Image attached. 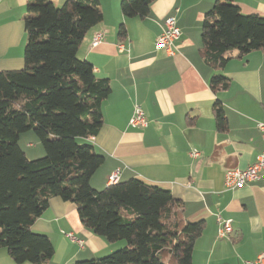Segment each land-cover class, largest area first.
Returning <instances> with one entry per match:
<instances>
[{
  "label": "crops",
  "instance_id": "crops-1",
  "mask_svg": "<svg viewBox=\"0 0 264 264\" xmlns=\"http://www.w3.org/2000/svg\"><path fill=\"white\" fill-rule=\"evenodd\" d=\"M50 1L60 5L65 0ZM120 1L99 0L102 21L84 35L77 53L111 87L101 105L100 130L86 140L104 155L90 185L103 188L118 170L119 181L136 177L168 188L183 202L187 220L205 221L193 246L192 264H246L264 253V178L229 189L223 176L227 169L246 168L264 154L257 128L264 118V52L242 57L234 52L221 71L230 80L228 86L215 93L209 86L214 71L201 57L200 37L203 16L215 0H155L143 18L124 17ZM26 3L0 0V70L23 67ZM236 4L245 14L264 15V0ZM168 16L175 17L181 32L172 55L154 48ZM120 23L126 29L123 37L118 35ZM96 32L102 34L101 41L92 46ZM216 100L226 118L224 132L216 130ZM136 105L146 117L144 127L129 125ZM28 146L34 158L44 154L31 143ZM192 149L198 156L189 155ZM218 216L231 220L227 238L217 237ZM31 229L46 234L54 246L48 264L96 258L124 243L107 242L85 228L76 206L58 197L50 199ZM0 264L30 263H17L0 248Z\"/></svg>",
  "mask_w": 264,
  "mask_h": 264
},
{
  "label": "trees",
  "instance_id": "trees-1",
  "mask_svg": "<svg viewBox=\"0 0 264 264\" xmlns=\"http://www.w3.org/2000/svg\"><path fill=\"white\" fill-rule=\"evenodd\" d=\"M155 0H121L124 17L143 18ZM102 21L99 0H27L23 17L24 64L0 70V248L17 263L48 264L54 246L32 231L52 197L76 206L81 224L107 242L126 244L101 258L72 264H192L205 221H189L184 205L168 188L132 177L101 189L90 185L104 155L86 141L103 123L102 102L111 91L77 55L84 35ZM126 29L119 24L118 35ZM201 57L214 73L215 93L227 88L221 71L228 60L264 52V15L245 14L236 0H215L205 12ZM216 130L227 122L220 102ZM32 130L44 156L27 158L18 140Z\"/></svg>",
  "mask_w": 264,
  "mask_h": 264
},
{
  "label": "built area",
  "instance_id": "built-area-1",
  "mask_svg": "<svg viewBox=\"0 0 264 264\" xmlns=\"http://www.w3.org/2000/svg\"><path fill=\"white\" fill-rule=\"evenodd\" d=\"M180 29L176 24V19L174 16H168L164 19L163 25L161 26L160 33L157 35L154 43V48L156 50H162L167 54H174L175 52V41L180 36ZM102 34L96 32L92 38V46L97 45L101 41ZM118 48L123 49V45L119 44ZM147 124L144 112L139 106H134L133 112L129 119V125L132 127H144ZM257 128L260 131V135L264 140V118L257 123ZM199 152L196 149H192L189 155L192 157L198 156ZM264 178V154H259L256 156L255 162L246 168H231L224 172L223 181L226 188L234 189L236 187H241L250 182L256 181L258 179ZM118 180V170H114L109 178L108 183L112 184ZM217 237L227 238L232 231L231 220L217 217ZM67 236L74 240V236L68 233ZM79 245L81 241L77 240ZM246 264H264V253L261 252L256 255L253 260L245 262Z\"/></svg>",
  "mask_w": 264,
  "mask_h": 264
},
{
  "label": "rangeland",
  "instance_id": "rangeland-1",
  "mask_svg": "<svg viewBox=\"0 0 264 264\" xmlns=\"http://www.w3.org/2000/svg\"><path fill=\"white\" fill-rule=\"evenodd\" d=\"M28 143H31V145L33 146H36L37 150L38 149H43L38 137L36 136V134L32 131V130H29V131H26V132H23L20 134V140H19V144L21 146V148L23 149V151L26 152V156L27 158L28 157H33V158H29V159H36V158H40V157H43L44 154L42 156H39V157H35L34 156H31L32 153L34 152H31V148L28 146ZM45 153V152H44ZM34 155V154H33ZM124 243L121 247H123L126 242L124 240H122ZM120 247V248H121ZM120 248H115L114 250H111V251H103V252H100L99 256H97L96 258H101V257H105L107 255H109L110 253H112L113 251L117 250V249H120ZM85 259H89V258H85Z\"/></svg>",
  "mask_w": 264,
  "mask_h": 264
}]
</instances>
